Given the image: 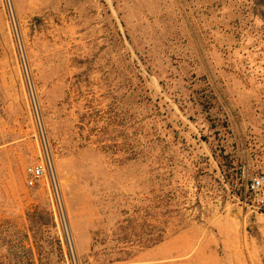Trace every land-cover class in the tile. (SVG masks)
I'll use <instances>...</instances> for the list:
<instances>
[{"label": "rangeland", "instance_id": "374dc122", "mask_svg": "<svg viewBox=\"0 0 264 264\" xmlns=\"http://www.w3.org/2000/svg\"><path fill=\"white\" fill-rule=\"evenodd\" d=\"M261 171L264 0H0V264H264Z\"/></svg>", "mask_w": 264, "mask_h": 264}, {"label": "built area", "instance_id": "2783aa9c", "mask_svg": "<svg viewBox=\"0 0 264 264\" xmlns=\"http://www.w3.org/2000/svg\"><path fill=\"white\" fill-rule=\"evenodd\" d=\"M48 177L54 180V169L49 155L27 167L26 186L34 188ZM245 190L247 205L258 212L264 213V171L251 175L246 181Z\"/></svg>", "mask_w": 264, "mask_h": 264}]
</instances>
